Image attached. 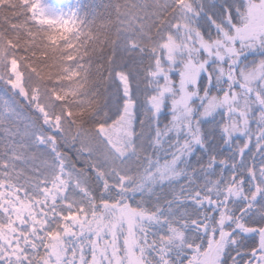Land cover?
<instances>
[{
	"label": "snow or ice",
	"instance_id": "1",
	"mask_svg": "<svg viewBox=\"0 0 264 264\" xmlns=\"http://www.w3.org/2000/svg\"><path fill=\"white\" fill-rule=\"evenodd\" d=\"M0 0V264H264V0Z\"/></svg>",
	"mask_w": 264,
	"mask_h": 264
},
{
	"label": "rangeland",
	"instance_id": "2",
	"mask_svg": "<svg viewBox=\"0 0 264 264\" xmlns=\"http://www.w3.org/2000/svg\"><path fill=\"white\" fill-rule=\"evenodd\" d=\"M62 3H68L69 0H60ZM74 2V0H72ZM82 2L86 5H94L96 6L98 11H103V5L108 4L110 0H82ZM4 94V85L0 84V95Z\"/></svg>",
	"mask_w": 264,
	"mask_h": 264
}]
</instances>
